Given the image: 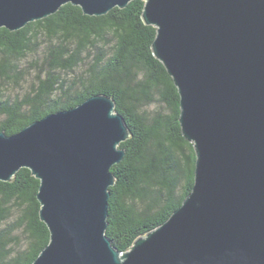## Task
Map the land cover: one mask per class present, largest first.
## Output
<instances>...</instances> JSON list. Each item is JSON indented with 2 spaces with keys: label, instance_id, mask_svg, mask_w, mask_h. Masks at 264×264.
Returning a JSON list of instances; mask_svg holds the SVG:
<instances>
[{
  "label": "water",
  "instance_id": "1",
  "mask_svg": "<svg viewBox=\"0 0 264 264\" xmlns=\"http://www.w3.org/2000/svg\"><path fill=\"white\" fill-rule=\"evenodd\" d=\"M132 1L0 0V29L19 31L67 4L100 17ZM143 1L196 152L192 192L121 253L106 235L109 189L131 135L114 100L96 95L0 132V181L21 169L40 181L50 243L33 264H264V0Z\"/></svg>",
  "mask_w": 264,
  "mask_h": 264
},
{
  "label": "trees",
  "instance_id": "2",
  "mask_svg": "<svg viewBox=\"0 0 264 264\" xmlns=\"http://www.w3.org/2000/svg\"><path fill=\"white\" fill-rule=\"evenodd\" d=\"M144 8L134 0L89 17L67 4L19 31L0 29V132L17 134L100 94L126 120L131 137L112 168L106 231L121 253L163 225L195 184L196 152L182 134L180 95L154 56L157 29L145 24ZM10 86L26 91L11 99ZM39 188L29 169L0 181V264H33L49 245Z\"/></svg>",
  "mask_w": 264,
  "mask_h": 264
},
{
  "label": "rangeland",
  "instance_id": "3",
  "mask_svg": "<svg viewBox=\"0 0 264 264\" xmlns=\"http://www.w3.org/2000/svg\"><path fill=\"white\" fill-rule=\"evenodd\" d=\"M26 91V88L25 87H17V86H10L9 87V91H8V97L11 98V99H16L17 97L19 96H23L24 93ZM155 109V106H153L150 110H154ZM1 117H0V123H1Z\"/></svg>",
  "mask_w": 264,
  "mask_h": 264
}]
</instances>
